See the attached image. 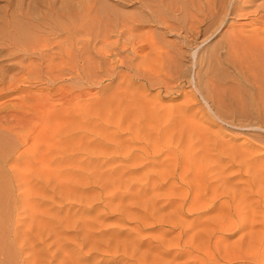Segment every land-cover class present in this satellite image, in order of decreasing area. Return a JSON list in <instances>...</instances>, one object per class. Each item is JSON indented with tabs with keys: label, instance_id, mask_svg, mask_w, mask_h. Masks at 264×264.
<instances>
[{
	"label": "rangeland",
	"instance_id": "obj_1",
	"mask_svg": "<svg viewBox=\"0 0 264 264\" xmlns=\"http://www.w3.org/2000/svg\"><path fill=\"white\" fill-rule=\"evenodd\" d=\"M197 1L0 0V264H264V95L222 47L264 0Z\"/></svg>",
	"mask_w": 264,
	"mask_h": 264
},
{
	"label": "bare ground",
	"instance_id": "obj_2",
	"mask_svg": "<svg viewBox=\"0 0 264 264\" xmlns=\"http://www.w3.org/2000/svg\"><path fill=\"white\" fill-rule=\"evenodd\" d=\"M150 1V0H149ZM152 1V0H151ZM158 1L159 0H157V3H158ZM161 1V0H160ZM163 1V0H162ZM171 1H173V0H171ZM184 1V0H183ZM189 1H191V0H189ZM199 1V0H198ZM197 1V2H198ZM202 1V0H201ZM208 1V4H209V2L210 3H212L211 1H213L214 2V0H207ZM206 0H205V2H207ZM220 1V0H219ZM237 1H239V0H237ZM242 1H244V0H242ZM249 1V0H248ZM247 0L245 1V2H248ZM254 2H255V0H253ZM155 2H156V0H155ZM182 2V1H181ZM215 2H217L216 0H215ZM214 2V3H215ZM244 2V3H245ZM249 2H251V1H249ZM246 3V4H251V3ZM262 2H264V1H262ZM69 3V2H68ZM143 3V2H142ZM193 3V2H192ZM213 3V4H214ZM228 3V2H227ZM231 3V0H230V2H229V4ZM243 3V2H242ZM243 3V4H244ZM70 4V3H69ZM151 4H153V3H151ZM160 4V3H159ZM163 4V3H162ZM189 4V3H188ZM187 4V5H188ZM191 4V3H190ZM201 4H203L202 2L199 4V5H196V6H198L199 8L201 7ZM205 4H207V3H205ZM212 4V5H213ZM215 4H217V7H219L220 8V6H218V4H219V2L218 3H215ZM222 4H224L223 3V1H222ZM236 4V3H235ZM173 5V4H172ZM176 5V4H175ZM177 5H178V3H177ZM211 5V4H210ZM212 5H211V7H212ZM220 5H221V3H220ZM231 5V4H230ZM238 5H240V4H237V5H231V13H233V16H234V14H236V15H238V16H240L242 13H243V10L244 11H248L246 8L244 9V6L242 7H239ZM242 5V4H241ZM254 5V4H253ZM53 6V5H52ZM51 6V7H52ZM66 6V5H65ZM70 6V5H69ZM144 6V5H143ZM150 6V5H149ZM149 6H148V8H149ZM184 6H185V4H184ZM193 6V5H192ZM204 6V5H203ZM214 6H216V5H214ZM72 7V6H71ZM70 7V8H71ZM81 7H83V6H81ZM91 7V6H90ZM178 7H179V5H178ZM207 6L205 5V9L207 10V8H206ZM210 6H209V9H208V11L210 10V8H211ZM217 7H215V8H217ZM225 8H227V6H226V4H225V6H224ZM223 6H222V9L224 8ZM228 7H230L229 5H228ZM247 7V6H246ZM251 7V6H250ZM62 8V7H61ZM195 8V10H196V7H194ZM202 8V7H201ZM213 8V7H212ZM214 8V9H215ZM255 8H257V7H255ZM87 9V8H86ZM88 9H90L89 7H88ZM87 9V10H88ZM145 9V8H144ZM153 9V8H152ZM173 9V8H172ZM198 9V8H197ZM203 10H202V12H204V8H202ZM252 9V8H251ZM258 9V8H257ZM21 10V9H20ZM61 10V9H60ZM195 10H193V12L195 11ZM211 10H213V9H211ZM218 10V9H217ZM227 10V12H228V9H225L224 10V12H222V14L223 15H225V13H227V12H225ZM254 10V9H253ZM58 11V10H57ZM175 11V10H174ZM200 11H201V9H200ZM200 11H199V13H200ZM219 11V10H218ZM220 11H222L221 9H220ZM220 11H219V13H220ZM68 12V11H67ZM154 12V11H153ZM156 12V11H155ZM189 12V11H188ZM196 12V11H195ZM198 12V11H197ZM207 12V11H206ZM206 12H204V13H206ZM211 12V11H210ZM239 12V14H237ZM242 12V13H241ZM255 12V11H254ZM16 13V12H15ZM58 13H59V11H58ZM61 13V12H60ZM65 13V12H64ZM64 13H63V15H64ZM216 13H217V11H216ZM244 13H246L247 14V12H244ZM244 13L242 14V15H244ZM250 13H251V11H250ZM12 14V13H11ZM17 14H19V13H17ZM57 14V13H56ZM75 14V13H74ZM78 14V13H77ZM98 14V13H97ZM103 14V13H102ZM121 14V13H120ZM201 14V13H200ZM209 14V13H208ZM208 14H203V15H208ZM213 14V12H211V14H210V16ZM252 14V13H251ZM255 14V13H254ZM15 15V14H14ZM60 15V14H59ZM66 15V14H65ZM79 15V14H78ZM135 15V14H134ZM202 15V14H201ZM221 15V14H220ZM222 15V16H223ZM248 15H249V13H248ZM30 16V15H29ZM29 16H28V18H29ZM60 16H62V15H60ZM154 16V15H153ZM186 16V15H185ZM189 16H192V15H190L189 14ZM213 16H214V14H213ZM229 16H230V14H229ZM244 16H246V15H244ZM74 17V16H73ZM101 15L99 14V15H97L96 16V18L98 19V20H101ZM105 17V16H104ZM134 17V16H133ZM155 17V16H154ZM163 17V16H162ZM194 17V15L192 16V18ZM195 17H197V16H195ZM232 17V16H231ZM34 18V17H33ZM82 18V17H81ZM88 18V17H87ZM109 18V17H108ZM111 18V17H110ZM137 18V17H136ZM151 18V17H150ZM191 18V19H192ZM212 18V17H211ZM211 18H210V20H211ZM216 18V17H215ZM214 18V19H215ZM223 19V17H221L220 16V19ZM225 18V17H224ZM4 19V18H3ZM90 19H92V18H89V20ZM96 19V20H97ZM126 19V18H125ZM155 19V18H154ZM194 19H196V18H194ZM197 19H200V15H199V17L197 18ZM196 19V21L198 22V20ZM217 19H218V16H217ZM83 20H84V17H83ZM111 20V19H110ZM124 20V19H123ZM133 20V19H132ZM166 20V19H165ZM164 20V21H165ZM213 20V19H212ZM211 20V21H212ZM256 20V19H255ZM52 21V20H51ZM70 21V20H69ZM94 21V20H93ZM136 21H137V19H136ZM160 21H161V19H160ZM159 21V22H160ZM202 21H203V19H202ZM54 22V21H53ZM85 22V21H84ZM96 22V21H95ZM110 22V21H109ZM200 22H201V20H200ZM3 23V22H2ZM21 23V22H20ZM26 23V22H25ZM30 23V22H29ZM28 23V21H27V24H29ZM118 23V22H117ZM123 23V22H122ZM142 23V22H141ZM149 23V22H148ZM166 23V22H165ZM168 23V22H167ZM1 24V23H0ZM71 24H72V21H71ZM104 24V23H103ZM262 24V23H261ZM5 25H6V30H8V31H6V33H4L5 34V36L4 37H6L5 39L7 40V42L9 41V43L11 42V44H13V45H15V46H17V47H23V46H21V42H18V41H16V40H21L20 39V35H22L24 32L21 30L20 31V29H19V31H18V29L17 30H15V29H12V25H10V24H8L7 22L5 23ZM23 25V24H22ZM39 25V24H38ZM70 25V24H69ZM2 26V25H1ZM0 26V27H1ZM37 26V25H36ZM40 26H41V24H40ZM100 26V25H99ZM170 26V25H169ZM175 26V25H174ZM177 26V25H176ZM179 26V25H178ZM218 26V25H217ZM243 26V25H242ZM22 27V26H21ZM35 27V26H34ZM39 27V26H38ZM57 27V26H56ZM68 27V26H67ZM72 27V26H71ZM74 27V26H73ZM116 27V26H115ZM131 27V26H130ZM141 27V26H140ZM173 27V26H172ZM193 27L195 28L196 26L195 25H193ZM193 27H190L189 29H194ZM245 27V26H244ZM78 27H77V25L75 26V29H77ZM134 28V27H133ZM137 28H139V27H137ZM206 28V27H205ZM210 28V27H209ZM1 29V28H0ZM9 29L11 30L12 29V31H9ZM27 29H29L30 30V28L28 27ZM85 29H86V27H85ZM150 29V28H149ZM171 29V28H170ZM191 29V30H192ZM196 29V28H195ZM212 29V28H211ZM239 29V28H238ZM244 29V28H243ZM3 30V29H2ZM31 30H33L32 28H31ZM35 30V29H34ZM33 30V32H35ZM130 30H131V28H130ZM133 30V29H132ZM137 30V29H136ZM179 30H180V28H179ZM190 30V31H191ZM199 30V29H198ZM205 30H207V29H203V31H205ZM209 30V29H208ZM241 30V29H240ZM240 30H233L232 29V33H231V35L229 36L228 35V39L224 42V45H222V43H221V45H222V47L224 48V49H226L225 50V54H224V58L228 61V63L230 64V66H233V68H235V70L237 69V71H238V78L240 79V82L241 83H243V84H245L248 88H246V87H244V89L245 90H247V91H244L243 92V89L241 88V91H242V94H244V96L246 97L245 99H249V101H252V103L253 104H257L258 103V101H256V98H257V96H259V94H261V96L262 95H264V67H262V71L261 72H258V70H261V68H259L258 70H257V68H256V56H254L255 54V50H258L259 52H260V59H261V61H262V66H264V38H262V39H260V38H258V37H260V33L258 32V31H252L251 33H247V34H243L242 32H244L243 30L241 31V33H240ZM261 30V29H260ZM1 31V30H0ZM4 31V30H3ZM3 31H1V32H3ZM36 31H37V29H36ZM101 31V30H100ZM123 31V30H122ZM170 31V30H169ZM176 31H178V29L176 30ZM202 31V32H203ZM262 31H264V30H262ZM5 32V31H4ZM7 32H8V35H7ZM22 34H21V33ZM102 32H103V30H102ZM124 32H127V31H124ZM123 32V33H124ZM191 32H193V30L191 31ZM190 32V33H191ZM195 32V31H194ZM10 33H13V35H14V37H16V42H14L11 38H14V37H12L13 35L12 34H10ZM88 33V32H87ZM110 33V32H109ZM122 33V34H123ZM133 33V32H132ZM187 33V32H186ZM197 33H199V31H197ZM201 33V32H200ZM227 33V32H226ZM245 33H246V31H245ZM1 34H3V33H1ZM3 34V35H4ZM102 34V33H101ZM135 34V33H134ZM195 34V33H194ZM225 34V33H224ZM243 34V35H242ZM23 35H25V33L23 34ZM82 35V34H81ZM146 35V34H145ZM196 35V34H195ZM198 35V34H197ZM214 35V34H213ZM11 36V37H10ZM28 36V35H27ZM152 36V35H151ZM3 37V36H2ZM40 37V36H39ZM67 37H69L68 35H67ZM153 37V36H152ZM151 37V38H152ZM18 38V39H17ZM21 38H23L24 39V37H21ZM44 38V37H43ZM101 38V37H100ZM141 38V37H140ZM150 38V39H151ZM22 39V40H23ZM26 39V38H25ZM24 39V40H25ZM46 39V38H45ZM95 39V38H94ZM106 39H107V37H106ZM146 39V38H145ZM256 39H257V41H256ZM30 40V39H29ZM33 40V39H32ZM144 40V39H143ZM248 40H251L252 42H253V40L255 41V43L256 44H254V46L252 47L251 45H250V43H248L249 45H250V48H249V46L246 44L247 43V41ZM46 41V40H45ZM90 41V40H89ZM124 41V40H123ZM186 41V40H185ZM246 43H245V42ZM25 42V41H24ZM27 42V41H26ZM48 42V41H47ZM72 42H74V41H72ZM155 42V41H154ZM153 42V43H154ZM180 42V41H179ZM193 42V41H192ZM249 42V41H248ZM29 43V42H28ZM32 43V42H31ZM42 43V42H41ZM108 43V42H107ZM254 43V42H253ZM71 44H73V43H71ZM74 44H76L77 45V43H74ZM102 44V43H101ZM149 44V43H148ZM188 45H189V43H187ZM12 45V46H13ZM186 45V44H185ZM45 46H46V44H45ZM72 46V45H71ZM70 46V48H72ZM74 46V45H73ZM139 46V45H138ZM146 46H147V44H145V45H143L142 46V48H146ZM155 46V45H154ZM160 46V45H159ZM183 46V45H182ZM101 47V46H100ZM99 47V48H100ZM149 47L152 49V48H154V47H152V46H150L149 45ZM156 47V46H155ZM167 47V46H166ZM177 47V46H176ZM175 47V48H176ZM221 47V46H220ZM44 48V47H43ZM75 49H73V50H76V51H78L77 49H76V46L74 47ZM105 48V47H104ZM116 48V47H115ZM138 48H140V47H138ZM158 48V47H157ZM162 48V47H161ZM178 48V47H177ZM48 49V48H47ZM97 49V48H96ZM108 49V48H107ZM163 49H165V46H164V48ZM162 49V50H163ZM179 49V48H178ZM18 50V49H17ZM175 50V49H174ZM180 50V49H179ZM221 50V49H220ZM22 51H24V50H22ZM64 51V50H63ZM81 51V50H80ZM83 51V50H82ZM84 51H85V49H84ZM101 51H103V50H101ZM132 51V50H131ZM157 51V50H156ZM173 51V50H172ZM171 51V52H172ZM177 52H178V50H176ZM66 52V51H65ZM110 52H112V50L111 51H107V50H104L102 53H105L106 55H110L111 53ZM149 52V51H148ZM151 52V51H150ZM160 52V51H159ZM166 52H168V49H167V51ZM219 52V51H218ZM257 52V51H256ZM10 53V52H9ZM64 53V52H63ZM76 53H78V52H76ZM143 53H144V51H143ZM70 54H71V52H70ZM80 54V53H79ZM100 55H102L101 54V52L99 53ZM210 54V53H209ZM254 54V55H253ZM9 55V54H8ZM104 55V54H103ZM102 55V56H103ZM154 55V54H153ZM166 55V54H165ZM174 56H176L175 54H173ZM219 55V54H218ZM80 56H82V55H80ZM105 56V55H104ZM167 56V58H169L170 59V54H168V55H166ZM180 56V55H179ZM71 57V56H70ZM78 57V56H77ZM76 57V58H77ZM107 57V56H106ZM151 57V56H150ZM79 58H81V57H79ZM153 58H155V57H153ZM171 58H173V57H171ZM177 58V57H176ZM219 58V57H218ZM223 58V57H222ZM113 59V58H112ZM123 59V58H122ZM224 59V60H225ZM62 60V59H61ZM81 60V59H80ZM82 60H84V59H82ZM81 60V61H82ZM121 60V59H120ZM133 60V59H132ZM162 60V59H161ZM174 60V59H173ZM173 60L171 61V62H173ZM69 61V60H68ZM93 61V60H92ZM122 61V60H121ZM174 61H176V60H174ZM141 62V61H140ZM221 62V61H220ZM68 63V62H67ZM70 63V62H69ZM79 63V59L77 58L76 60H72L71 61V63H70V65H69V68L71 69V70H76V71H78V64ZM122 63V62H121ZM156 63V62H155ZM174 63V62H173ZM257 63H259V62H257ZM82 64H83V61H82ZM91 64V63H90ZM146 64V63H145ZM222 64V63H221ZM57 65V64H56ZM61 65V64H60ZM114 65V64H113ZM143 65H144V63H143ZM160 65V64H159ZM21 66V65H20ZM54 66V65H53ZM98 66V65H97ZM111 66V65H110ZM156 66V65H155ZM167 67H168V65H166ZM165 66V67H166ZM28 67V66H27ZM40 67V66H39ZM114 67V66H113ZM137 67V66H136ZM160 67H162V66H160ZM259 67V66H258ZM4 68V67H3ZM99 68H100V65H99ZM164 68V67H163ZM102 69V68H101ZM114 69V68H113ZM168 69V68H167ZM137 71V70H136ZM156 71V70H155ZM73 72H75V71H73ZM76 74V73H75ZM229 76V75H228ZM231 78V77H230ZM228 80H230V79H228ZM214 81V80H213ZM238 82V81H237ZM239 82V83H240ZM241 83H240V85H241ZM244 85H242V87H243ZM241 87V86H240ZM240 87H239V89H240ZM248 90H249V92H248ZM239 92H240V90H239ZM1 93H3V92H1ZM239 94V93H238ZM240 96H241V93L239 94ZM238 95V96H239ZM213 96V95H212ZM226 96V95H225ZM224 96V97H225ZM238 96H237V98H238ZM239 96V97H240ZM226 98V97H225ZM241 98H243V96H241ZM241 98H238V99H241ZM257 99H259V98H257ZM216 101V100H215ZM244 101H246V100H244ZM248 101V102H249ZM125 103V102H124ZM122 106V105H121ZM255 106H258V105H255ZM119 107V106H118ZM254 107V106H253ZM127 108V107H126ZM255 108V107H254ZM258 108V107H257ZM123 109V108H122ZM135 109H137V108H135ZM140 109V108H139ZM256 109V108H255ZM257 111H258V109H256ZM132 111V110H131ZM123 112V111H122ZM134 112V111H133ZM132 112V113H133ZM136 112H138V116L140 115V113H139V111H136ZM141 112V111H140ZM116 113H117V111H116ZM124 113H126L125 111H124ZM130 113V112H129ZM259 113H260V111H259ZM134 114H136V113H134ZM127 115V114H126ZM260 115V114H259ZM132 116H134L133 114H132ZM260 116H262V115H260ZM122 117V116H121ZM129 117H131V116H129ZM140 118H141V116H140ZM139 118V119H140ZM138 124H141V123H138ZM142 125V124H141ZM0 127H1V125H0ZM3 130V129H2ZM3 141V140H2ZM2 147V146H1ZM3 148V147H2ZM225 148V147H224ZM4 149V148H3ZM31 153V152H30ZM0 154H2V153H0ZM5 156V155H4ZM3 157V156H2ZM2 159V158H1ZM3 160V159H2ZM254 168V167H253ZM1 172V171H0Z\"/></svg>",
	"mask_w": 264,
	"mask_h": 264
}]
</instances>
